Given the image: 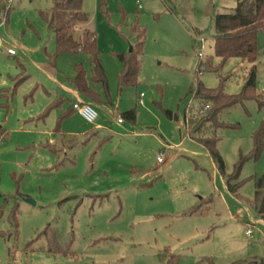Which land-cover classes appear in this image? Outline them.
<instances>
[{"label": "rangeland", "instance_id": "1", "mask_svg": "<svg viewBox=\"0 0 264 264\" xmlns=\"http://www.w3.org/2000/svg\"><path fill=\"white\" fill-rule=\"evenodd\" d=\"M236 2L82 0L106 93L82 53L50 62L54 34L41 13L53 0H13L0 11V264H264V220L252 204L264 172V104L225 108L217 118L229 126L206 133L217 138L224 173L187 132L204 112L196 83L237 96L254 66L264 98V28L253 64L214 54V16ZM133 25L144 31L138 81L118 93L115 53L134 46ZM75 63L99 94L91 124L71 111L65 90ZM130 110L134 121H117ZM240 159L232 194L225 176Z\"/></svg>", "mask_w": 264, "mask_h": 264}, {"label": "trees", "instance_id": "2", "mask_svg": "<svg viewBox=\"0 0 264 264\" xmlns=\"http://www.w3.org/2000/svg\"><path fill=\"white\" fill-rule=\"evenodd\" d=\"M81 5L82 0H53L50 12L41 13L42 19L54 34L55 49L54 53L49 56V60L54 63L59 55L82 53L89 61L92 83L98 85L106 93L107 79L100 63L96 34L85 27L77 32V26L81 27L88 21V15L81 10ZM213 26L215 56L220 58L222 62L229 58H238L253 64L257 57V32L264 28V0H237L233 9L226 13L215 14ZM130 31L134 46L126 53H115V57L122 64L121 71L117 74L118 93L126 87L136 85L139 76L144 31L137 25H133ZM205 68L210 69L208 61L205 63ZM254 84L255 67L253 66L248 71L242 93L237 96L227 95L221 88H206L201 83H196L193 87L194 97L200 102V109L202 108L204 112L196 119L189 121L188 136L208 149L220 173H224V164L216 150L217 138L214 133L210 136H206V133L211 129L229 126L217 118L218 113L223 109L250 98L255 99L259 106L264 104L262 93L254 91ZM69 85L87 100L99 101V94L87 84L81 63L74 64V75L69 80ZM71 111H74L72 107ZM164 114L172 117L170 111H165ZM120 118L132 122L135 120V113L130 110L122 113ZM2 134L3 129L0 126V136ZM260 146L261 144L257 139L252 155L258 154ZM241 165L242 159L234 166L232 173L225 176L226 188L232 194L236 193L241 184V181L234 182ZM254 184L252 204L256 214L264 220V172L255 178Z\"/></svg>", "mask_w": 264, "mask_h": 264}, {"label": "built area", "instance_id": "3", "mask_svg": "<svg viewBox=\"0 0 264 264\" xmlns=\"http://www.w3.org/2000/svg\"><path fill=\"white\" fill-rule=\"evenodd\" d=\"M3 1L5 2L6 5H5V7L2 10H0L1 12H3V10L5 8L8 9L11 6L13 0H3ZM2 15H4V14L2 13L0 16H2ZM199 40L201 42V46H200V49H199L197 55H198V57H201L202 56V52L201 51L203 50V42H204L205 39L204 38H200ZM6 53L9 54V55H14L15 51L13 49H11V48H8V49H6ZM141 96H142V94H140V97ZM138 102L141 103V100L139 99ZM71 107H72V109L74 111H76L81 116V118L86 123H90L91 124L94 121V119L96 118L97 114H96L95 110L93 109L92 105L90 103H88V102L77 100L76 102L72 103ZM206 108H207V106H206ZM117 121L121 122L120 116L117 118ZM157 161L160 162L161 159L158 158ZM246 233H248V231Z\"/></svg>", "mask_w": 264, "mask_h": 264}, {"label": "crops", "instance_id": "4", "mask_svg": "<svg viewBox=\"0 0 264 264\" xmlns=\"http://www.w3.org/2000/svg\"><path fill=\"white\" fill-rule=\"evenodd\" d=\"M83 27L88 28V21H87L86 23L83 24L82 28H83ZM88 29H89V28H88ZM77 30H78V29H77ZM69 86H70V85H69ZM70 87H71V86H70ZM65 90L68 91V92L71 91L72 96L75 98V101H74V102H76L77 100H81V99H79V97H78L80 94H79L74 88H72V87H71V88H65ZM80 96L83 97L82 95H80ZM81 101H84V102H88V103H90V101L87 100V99L84 98V97H83V99H82ZM74 102H72V103H74Z\"/></svg>", "mask_w": 264, "mask_h": 264}]
</instances>
